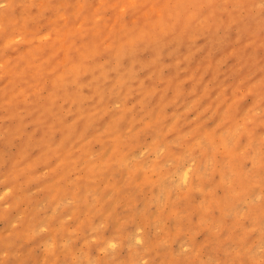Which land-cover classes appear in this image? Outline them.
<instances>
[{"label":"rangeland","instance_id":"374dc122","mask_svg":"<svg viewBox=\"0 0 264 264\" xmlns=\"http://www.w3.org/2000/svg\"><path fill=\"white\" fill-rule=\"evenodd\" d=\"M0 264H264V0H0Z\"/></svg>","mask_w":264,"mask_h":264}]
</instances>
